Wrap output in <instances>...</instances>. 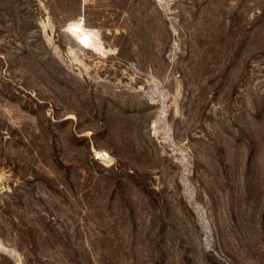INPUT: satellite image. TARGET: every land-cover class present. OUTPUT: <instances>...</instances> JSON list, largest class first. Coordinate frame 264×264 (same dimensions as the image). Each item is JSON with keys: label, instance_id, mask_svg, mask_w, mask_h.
Listing matches in <instances>:
<instances>
[{"label": "rangeland", "instance_id": "1", "mask_svg": "<svg viewBox=\"0 0 264 264\" xmlns=\"http://www.w3.org/2000/svg\"><path fill=\"white\" fill-rule=\"evenodd\" d=\"M0 264H264V0H0Z\"/></svg>", "mask_w": 264, "mask_h": 264}, {"label": "bare ground", "instance_id": "2", "mask_svg": "<svg viewBox=\"0 0 264 264\" xmlns=\"http://www.w3.org/2000/svg\"><path fill=\"white\" fill-rule=\"evenodd\" d=\"M77 23H78V22H77ZM78 24H79V23H78ZM76 26H77V24H76ZM78 26H79V25H78ZM78 26H77V28L75 27V28H76V31H77V29L80 30ZM81 29H82V28H81ZM76 31H72V33L75 32L74 34H76ZM82 31H83V30H82ZM82 33H83V32H82ZM76 35H79V37L82 38V39H86V38L83 37V35L81 34V32H78V31H77V34H76ZM76 35H75V36H76Z\"/></svg>", "mask_w": 264, "mask_h": 264}]
</instances>
